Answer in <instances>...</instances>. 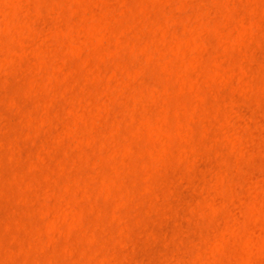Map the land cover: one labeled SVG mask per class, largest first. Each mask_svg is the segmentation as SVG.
I'll list each match as a JSON object with an SVG mask.
<instances>
[{
	"label": "rangeland",
	"instance_id": "374dc122",
	"mask_svg": "<svg viewBox=\"0 0 264 264\" xmlns=\"http://www.w3.org/2000/svg\"><path fill=\"white\" fill-rule=\"evenodd\" d=\"M0 264H264V0H0Z\"/></svg>",
	"mask_w": 264,
	"mask_h": 264
}]
</instances>
